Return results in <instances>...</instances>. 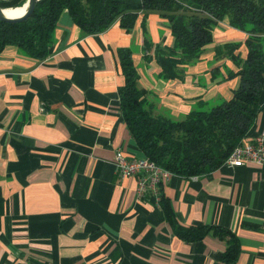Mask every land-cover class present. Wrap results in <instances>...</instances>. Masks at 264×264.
Listing matches in <instances>:
<instances>
[{
  "label": "crops",
  "instance_id": "crops-1",
  "mask_svg": "<svg viewBox=\"0 0 264 264\" xmlns=\"http://www.w3.org/2000/svg\"><path fill=\"white\" fill-rule=\"evenodd\" d=\"M262 48L264 49V35ZM248 34L224 18L200 58L181 78L164 79L145 39L172 47L168 20L139 13L126 30L115 20L84 34L64 10L48 55L38 60L13 45L0 52V264H264V164L221 165L205 175L172 174L159 194H136V177L116 173V151L138 156L120 110V48H131L137 86L154 114L183 119L196 108L232 97L239 66L216 48L236 43L246 57ZM261 111L247 136L264 130ZM178 224L228 229L239 244L233 262L221 256L227 237H178Z\"/></svg>",
  "mask_w": 264,
  "mask_h": 264
},
{
  "label": "trees",
  "instance_id": "trees-1",
  "mask_svg": "<svg viewBox=\"0 0 264 264\" xmlns=\"http://www.w3.org/2000/svg\"><path fill=\"white\" fill-rule=\"evenodd\" d=\"M25 0H0L5 8H16ZM66 10L84 34L99 33L115 20L126 30L135 25L139 13L158 11L167 18L174 38L172 47L144 40L143 49L153 54L164 79L181 78L183 67L196 62L203 48L213 41V31L224 18L231 27L248 34L246 57L234 54L238 45L228 43L216 48L239 66V85L228 100L208 109L191 111L174 120L154 114L147 103L146 91L137 86L138 73L131 48L118 49L117 56L124 76L118 88L120 110L139 154L179 177L205 175L219 168L232 149L253 130L261 111L259 92L264 82V0H39L31 15L19 22L0 21V52L7 45L16 46L26 56L43 60L53 41V30ZM161 207L174 233L195 241L208 233L226 236L227 249L221 258L233 262L239 253L236 236L228 229L211 225L185 227L177 223L169 203Z\"/></svg>",
  "mask_w": 264,
  "mask_h": 264
},
{
  "label": "built area",
  "instance_id": "built-area-1",
  "mask_svg": "<svg viewBox=\"0 0 264 264\" xmlns=\"http://www.w3.org/2000/svg\"><path fill=\"white\" fill-rule=\"evenodd\" d=\"M247 163L264 164V130L256 132L251 138H246L235 146L226 157L223 165L238 167ZM116 173L120 177H136V194L143 197L148 191L159 194V184L172 175L146 157L126 155L116 151Z\"/></svg>",
  "mask_w": 264,
  "mask_h": 264
},
{
  "label": "water",
  "instance_id": "water-1",
  "mask_svg": "<svg viewBox=\"0 0 264 264\" xmlns=\"http://www.w3.org/2000/svg\"><path fill=\"white\" fill-rule=\"evenodd\" d=\"M38 1L39 0H25L26 4L28 5V9H27L26 13L20 17H10V16L5 15L3 13V10L5 7H3L0 4V21H3V22H19V21H22V20L28 18L31 15V13L33 12L35 5Z\"/></svg>",
  "mask_w": 264,
  "mask_h": 264
},
{
  "label": "bare ground",
  "instance_id": "bare-ground-1",
  "mask_svg": "<svg viewBox=\"0 0 264 264\" xmlns=\"http://www.w3.org/2000/svg\"><path fill=\"white\" fill-rule=\"evenodd\" d=\"M28 5L26 2L21 7L4 9L3 13L10 17H20L26 13Z\"/></svg>",
  "mask_w": 264,
  "mask_h": 264
},
{
  "label": "rangeland",
  "instance_id": "rangeland-1",
  "mask_svg": "<svg viewBox=\"0 0 264 264\" xmlns=\"http://www.w3.org/2000/svg\"><path fill=\"white\" fill-rule=\"evenodd\" d=\"M21 7V6H20ZM17 8V7H16ZM4 9H8V8H4ZM209 107H206L205 109H208Z\"/></svg>",
  "mask_w": 264,
  "mask_h": 264
}]
</instances>
